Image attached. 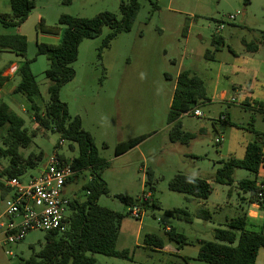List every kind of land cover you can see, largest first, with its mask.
I'll use <instances>...</instances> for the list:
<instances>
[{
  "label": "rangeland",
  "instance_id": "1",
  "mask_svg": "<svg viewBox=\"0 0 264 264\" xmlns=\"http://www.w3.org/2000/svg\"><path fill=\"white\" fill-rule=\"evenodd\" d=\"M128 1L35 0L36 7L20 26L5 27L0 23V35L21 34L27 38V58L35 59L31 68L41 90V97L36 100L38 105L44 106L49 99L50 81L45 75L49 60L45 55H38L37 47L40 42L53 41L43 36L48 34L47 30L64 29L59 24L62 14L91 18L108 11L121 19V3ZM139 1L141 8L132 29L120 33L109 48L100 52L103 41L111 32L108 26L103 27L98 37L83 40L73 63L76 76L60 93L69 114L81 117L83 128L93 136L100 155L110 162L103 173L108 193L100 197L99 204L124 215L119 246L134 251L133 261L101 254H95V257L97 264H179L181 256L192 258L190 264H207L193 259L199 251L197 240L213 241L216 228L227 229L226 223L247 209L248 204L240 198L244 193L237 183L255 178L254 173L238 168L233 186L215 181L221 161L244 158L247 145L264 133V112L257 106L264 100L263 86L258 83L252 93L247 92L246 83L251 78L236 69L247 54L243 41L264 43V0H249L248 3L246 0ZM0 13L11 14L10 0H0ZM231 15L235 20H229ZM221 24L224 28L217 33ZM218 34L224 44L216 51L214 37ZM207 52L214 53L215 60L208 59ZM2 55L0 53V69L10 58ZM250 57L264 62V48ZM188 69L203 74L209 101L199 106L201 117L184 115L181 119L184 129L196 134L189 144H182L169 139L167 121L177 76L181 70ZM18 80L17 77L16 82ZM233 84L242 85L245 90L235 95ZM222 90L228 92L230 102L221 99ZM244 97H249L247 103H243ZM2 100L26 120L25 126L30 133L37 129L29 110L23 111L8 96L3 95ZM223 114L230 115L231 124L220 120ZM137 136L146 139L126 154L115 156L120 142ZM60 139L61 135L52 129H41L37 133L31 147L21 152L25 158L43 153V158L36 166L28 168L21 180L27 182L37 177L55 152L68 159L78 156L77 146L72 150L68 140L57 147ZM8 164L9 159H3L0 172ZM148 171L153 174V194L158 205L145 206L143 218L135 219L130 214L132 206L118 196L139 199L148 194ZM177 174L211 180L212 194L207 200H200L171 191L169 182ZM5 178L0 177V181L3 183ZM87 181L89 173L83 172L68 186L66 195L84 199L83 185ZM8 196V192L4 194L0 189V224L9 220L2 216ZM200 207L209 209V220L196 218ZM174 208L187 209L192 220L165 214L166 210ZM141 221L144 228L142 244L149 232L168 243L166 224L184 234L189 244L183 245L178 255L139 248L136 233ZM46 234L40 230L31 231L21 242L9 245L4 243L5 235L0 227V264H23L42 248ZM173 243L177 246V242Z\"/></svg>",
  "mask_w": 264,
  "mask_h": 264
},
{
  "label": "trees",
  "instance_id": "2",
  "mask_svg": "<svg viewBox=\"0 0 264 264\" xmlns=\"http://www.w3.org/2000/svg\"><path fill=\"white\" fill-rule=\"evenodd\" d=\"M10 1L11 14H0V23L5 27L20 26L28 19L36 7V2L35 0ZM248 2L249 0H246V3ZM140 8L139 0L122 2L121 19L108 11L91 18L68 14L60 16L59 24L64 26L61 41L57 44L44 42L37 44L38 55H45L49 60L45 71L50 81L49 99L45 101L44 106L36 102L41 97V90L31 68L35 59L27 58V38L21 34L0 36V51L8 50L24 59L18 70L20 81L14 92L22 95L29 102L30 113L38 125L37 129L30 133L25 126L26 120L8 104L0 102V140L2 142L0 163L3 159H9V164L0 172V177L20 178L28 168L36 166L37 161L43 158V153L31 154L25 158L21 152L22 149L31 147L34 137L41 129H52L61 135L57 147L61 145V141L65 140L70 141L72 150L76 145L78 156L73 158V168L80 171L79 175L83 172H88L90 175L89 181L83 185V190L86 192L85 198L81 200L75 197L70 204L68 229L63 233L58 231L47 233L42 248L23 264H97L95 254L130 261L134 259V251L117 247L124 215L99 204L100 197L108 193L103 173L110 166V162L100 155L93 136L83 128L81 117H72L69 114L68 106L61 100L60 93L62 88L76 76L73 63L78 58L79 46L83 40L96 38L101 34L103 27H110L111 32L100 47L102 52L110 47L111 42L120 33L132 29ZM60 30L59 27H53L48 29L47 33L55 35ZM243 43L247 51L258 49V44L255 42L243 41ZM214 44L218 51L224 43L215 36ZM213 55L214 53L207 52L206 57L211 58ZM6 81L7 78L0 71V91ZM206 99L207 89L203 79L189 70L181 71L177 76L167 121L170 126L171 142L189 144L196 138L195 133L183 129L181 117ZM145 139V136H137L120 142L116 146L115 156L126 154ZM262 141L263 134H259L256 140L247 145L244 158L233 157L227 161H221L222 166L215 175L217 183L233 186L236 182L234 178L236 169H245L254 173V179H242L237 183L240 190L250 194L249 203L254 202L257 196L256 174L260 165ZM147 177L152 195L141 205L143 207L150 204L157 206L158 202L153 194L152 172L148 171ZM0 189L4 194L8 192L1 181ZM169 189L200 200H207L213 192V186L207 179L186 174H177L169 182ZM118 197L130 206L138 202V199L130 196L119 195ZM165 214L186 221L192 220V214L185 208L166 210ZM196 218L209 220L211 212L205 207H200ZM247 222L248 213L244 212L228 221L227 229L216 228L213 241L197 240L199 251L195 260L207 264H256L259 252L264 248V231L248 229ZM167 235L169 240L177 242L181 247L189 244L184 234L172 231ZM145 243L149 246L164 247V240L156 234L146 235ZM31 249H33L32 246ZM189 260L190 258L183 257L182 263L179 264H190Z\"/></svg>",
  "mask_w": 264,
  "mask_h": 264
},
{
  "label": "built area",
  "instance_id": "3",
  "mask_svg": "<svg viewBox=\"0 0 264 264\" xmlns=\"http://www.w3.org/2000/svg\"><path fill=\"white\" fill-rule=\"evenodd\" d=\"M229 20H235L231 15ZM224 28L219 25L217 33ZM11 71L16 68L12 67ZM231 98V103L234 102ZM184 115L201 117L200 109L195 108ZM225 120V117H221ZM63 141H61V145ZM55 152L47 163V166L40 171L37 177H32L24 182L21 178H8L3 181L9 196L4 201V212L2 216L8 217L7 222H2L0 227L5 235L4 243L12 245L21 242L26 234L31 231L40 230L46 233L58 231L65 232L69 227L68 217L70 204L73 198L66 195L68 186L74 183L80 171L73 168L72 159ZM258 180V191L256 200L252 202L255 207L264 212V134L261 148L260 165L256 174ZM149 194L142 195L136 204L130 209V214L135 219H142L144 207L141 203L149 198ZM252 211L248 212V217ZM168 232L171 229L166 228ZM7 254L12 255V252Z\"/></svg>",
  "mask_w": 264,
  "mask_h": 264
},
{
  "label": "crops",
  "instance_id": "4",
  "mask_svg": "<svg viewBox=\"0 0 264 264\" xmlns=\"http://www.w3.org/2000/svg\"><path fill=\"white\" fill-rule=\"evenodd\" d=\"M10 5H11V1H10ZM0 14H9V13H0ZM62 33H63V29H62V31H59L58 34H55V35L54 34L53 35L44 34L43 36H45V38L53 40L52 42H49V43L57 44V43H59L61 41ZM216 37L219 38V40L223 41L222 37H220L219 34ZM262 48H264V43L260 42L258 44V49L256 51H247L246 50V53H247L246 56L242 58L241 65L238 68H236L237 70H241L244 74L249 75V77L251 78L246 83L247 92H249V93H252L257 88L258 83H261L262 86H263V89H264V75H263L264 74V62H259V61L255 60L254 58L250 57L251 55L258 54L262 50ZM245 49H246V47H245ZM0 53L3 54L2 56H10V58L7 59L8 64H6V66H4V68L0 69V71L3 74V76L7 78V81L5 82L3 88L0 91V102H4L2 100L3 99V95L4 96H8V97H10V99L12 100V102L14 104L20 105L22 107L23 111L29 110V112H30V104L26 100V98L23 97L22 95L16 94L14 92L17 84L20 81V76L18 75V70H19L20 66L22 65L24 59L21 56H18L17 54H15V53H13L11 51H8V50L0 51ZM208 59L215 60V55H213V57L208 58ZM12 67L16 68V70L15 71H11L10 69ZM188 70L191 71L193 74H196L199 77H201L203 79V81L205 83V87L207 89V99L202 101V102H200L199 105L196 107V108L200 109V107H199L200 105H202V104H204V103L209 101V96H208L209 90H208V87L206 86V81L204 79L203 74L198 73V72H196L194 70H190V69H188ZM181 71H183V70H181ZM17 77L19 78V80L16 82V78ZM260 78H261V80H260ZM232 90H233L234 94L236 95V94H240L245 89H244V87H242V85L233 84L232 85ZM227 96H228V92L226 90H222L221 99L222 100H227ZM248 98L249 97H244L243 103H247ZM228 102H230V100ZM261 103L263 105H261ZM257 106H258L259 110H262L264 112V100L260 101L259 103H257ZM223 115H224V117H226V120H224V121L228 122L229 124H231L232 122L230 120V115L229 114H223ZM183 116L181 117V119L183 118ZM183 129H184V127H183ZM262 134H264V133H262ZM221 141H222V139H220L219 142H221ZM89 179H90V175H89ZM207 180L212 185V181L209 180V179H207ZM242 192L244 193V195L241 196L240 198L248 204L247 209H244L243 213L244 212L248 213L249 211H252V216L248 217L247 228L250 229V230H254V231H264V212L259 210V209H257V208H255V207H252V204L249 203L250 194L249 193H245L244 191H242ZM148 194L151 197L152 193L149 192ZM142 223H143V221H141V224H140V226H139V228L137 230V233H136V240H137L136 246L137 247L144 248V249H150L153 252L163 253V254H172V255L173 254H177L178 255L180 253L182 247L179 244H177V246H175L174 243H173L174 241H171V240L168 243L164 241V247L163 248L147 245L145 243V237H146V235L154 234L152 232L151 233L149 232V233L145 234L144 243L142 244L141 243V238H142V233L144 231ZM166 225H167V228L171 229L170 232L176 231L177 233H180V232H178L176 230L175 227L168 226V224H166ZM165 232H166V234L169 233L166 229H165ZM120 239H121V232H120V236H119L117 247L119 249H124V248H121L119 246ZM183 257H185V256H181L180 257L181 258V262L180 263H182V258ZM195 258H193V259H195ZM190 259H192V258H190ZM256 264H264V248L260 250L258 258H257V261H256Z\"/></svg>",
  "mask_w": 264,
  "mask_h": 264
}]
</instances>
